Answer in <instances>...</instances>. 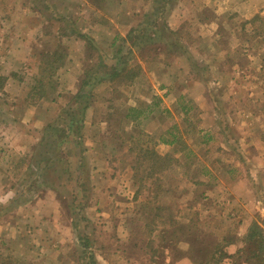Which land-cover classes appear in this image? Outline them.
<instances>
[{
    "label": "rangeland",
    "instance_id": "1",
    "mask_svg": "<svg viewBox=\"0 0 264 264\" xmlns=\"http://www.w3.org/2000/svg\"><path fill=\"white\" fill-rule=\"evenodd\" d=\"M252 223L264 0H0V264H257Z\"/></svg>",
    "mask_w": 264,
    "mask_h": 264
},
{
    "label": "trees",
    "instance_id": "2",
    "mask_svg": "<svg viewBox=\"0 0 264 264\" xmlns=\"http://www.w3.org/2000/svg\"><path fill=\"white\" fill-rule=\"evenodd\" d=\"M86 106V105H85ZM84 106V108H85ZM83 117V116H82ZM81 117V120H82ZM84 119V118H83ZM80 123V121H78ZM66 130L69 132L74 131L78 132L79 127L76 125V121L71 118L68 121H66ZM48 128V131H51L54 129L52 126H46ZM55 136L54 133H51L50 138L46 140L41 146L39 153H48L49 152V143L50 141L55 142ZM142 155H148L149 159L153 162L159 161L160 157L154 156L155 152L152 149H143ZM143 156V157H144ZM40 161L39 163H41ZM52 169V167H51ZM48 170V168H46ZM237 253H240L241 256L247 255V257L244 259L247 263L250 261V259L257 258L258 263L257 264H264V230L256 225L255 223H252L248 230L245 233L244 239L242 241L241 246L238 248ZM195 254V255H193ZM192 257L193 259H199L196 261L195 264H215L223 259L230 258L232 255L228 254L226 250L224 249V246L216 245L215 248H209L206 250L205 248H196L194 251H192Z\"/></svg>",
    "mask_w": 264,
    "mask_h": 264
},
{
    "label": "crops",
    "instance_id": "3",
    "mask_svg": "<svg viewBox=\"0 0 264 264\" xmlns=\"http://www.w3.org/2000/svg\"><path fill=\"white\" fill-rule=\"evenodd\" d=\"M73 63H76V61L75 60H73ZM77 76L76 77H74V79L76 78V79H78V77L80 76V74L82 75L83 73H82V69H81V67H78V69H74V71H73ZM73 74V73H72ZM74 86H75V83H74ZM68 89H70L71 90V92L73 93V92H77V91H75L76 89L73 87V84H72V86L71 87H68ZM78 90V89H77ZM74 94V93H73ZM88 111H92L91 109H89ZM93 114H91V112L90 113H88V115H87V113H86V117H85V127H86V130H87V128L89 129H94V128H98V126H97V124H99V119L98 120H96V121H94L93 122V120L91 119V116H92ZM41 117H42V119H43V121L44 122H48V121H50V120H52L51 119V114H48V113H45V114H43V115H41ZM101 120V119H100ZM103 151L101 150V149H97V148H89L88 149V151L86 152V153H88L90 156L91 155H93L94 153L96 154L97 153V155H98V159L100 160V161H104V157H103V155H104V153H102ZM32 253L30 254H26V256H20V257H18V255L16 254V255H14V258H13V261H12V263L13 264H32ZM31 259V260H30Z\"/></svg>",
    "mask_w": 264,
    "mask_h": 264
}]
</instances>
